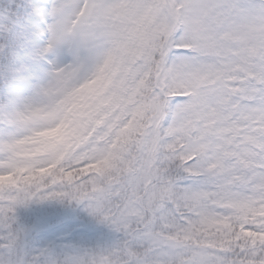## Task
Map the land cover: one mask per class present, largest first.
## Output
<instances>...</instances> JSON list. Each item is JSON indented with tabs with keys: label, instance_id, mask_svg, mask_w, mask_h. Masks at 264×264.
Segmentation results:
<instances>
[{
	"label": "snow or ice",
	"instance_id": "1",
	"mask_svg": "<svg viewBox=\"0 0 264 264\" xmlns=\"http://www.w3.org/2000/svg\"><path fill=\"white\" fill-rule=\"evenodd\" d=\"M0 264H264V0H0Z\"/></svg>",
	"mask_w": 264,
	"mask_h": 264
},
{
	"label": "trees",
	"instance_id": "2",
	"mask_svg": "<svg viewBox=\"0 0 264 264\" xmlns=\"http://www.w3.org/2000/svg\"><path fill=\"white\" fill-rule=\"evenodd\" d=\"M50 209L52 210V215L48 214ZM63 211L55 202L49 201L40 205H32L28 209H20L19 215L22 223L33 225L46 218L58 217L63 214ZM65 234L66 232L51 233L47 230L34 229L30 236L34 243L43 244L49 239L64 238Z\"/></svg>",
	"mask_w": 264,
	"mask_h": 264
},
{
	"label": "rangeland",
	"instance_id": "3",
	"mask_svg": "<svg viewBox=\"0 0 264 264\" xmlns=\"http://www.w3.org/2000/svg\"><path fill=\"white\" fill-rule=\"evenodd\" d=\"M48 214H51L52 215V210L51 209L48 211ZM68 236H69L70 239H78L79 238V237L71 236L70 233H68Z\"/></svg>",
	"mask_w": 264,
	"mask_h": 264
}]
</instances>
